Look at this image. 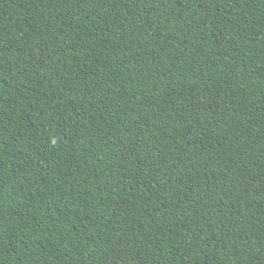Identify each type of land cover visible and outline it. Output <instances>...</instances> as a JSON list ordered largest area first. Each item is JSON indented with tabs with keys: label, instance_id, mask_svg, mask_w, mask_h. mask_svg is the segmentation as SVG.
<instances>
[{
	"label": "trees",
	"instance_id": "16d2710c",
	"mask_svg": "<svg viewBox=\"0 0 264 264\" xmlns=\"http://www.w3.org/2000/svg\"><path fill=\"white\" fill-rule=\"evenodd\" d=\"M0 264H264V0H0Z\"/></svg>",
	"mask_w": 264,
	"mask_h": 264
}]
</instances>
